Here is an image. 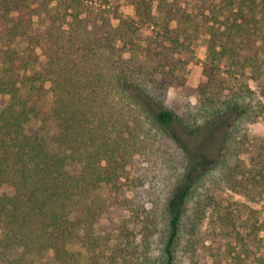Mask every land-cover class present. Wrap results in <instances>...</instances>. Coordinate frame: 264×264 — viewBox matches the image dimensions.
Returning <instances> with one entry per match:
<instances>
[{"label": "trees", "instance_id": "obj_1", "mask_svg": "<svg viewBox=\"0 0 264 264\" xmlns=\"http://www.w3.org/2000/svg\"><path fill=\"white\" fill-rule=\"evenodd\" d=\"M113 1L0 0V264H133L136 252L134 264H177L179 251L188 264H264V212L242 218L218 191L219 165L247 152L249 198L264 199V139L240 133L264 118V29L240 6L209 23L214 0H126L131 14ZM202 34L205 80L178 114L165 105L183 79L176 55ZM236 73L257 90L232 89ZM135 156L145 202L122 196Z\"/></svg>", "mask_w": 264, "mask_h": 264}, {"label": "rangeland", "instance_id": "obj_2", "mask_svg": "<svg viewBox=\"0 0 264 264\" xmlns=\"http://www.w3.org/2000/svg\"><path fill=\"white\" fill-rule=\"evenodd\" d=\"M91 1V0H89ZM98 4V0H93ZM184 4L187 7V10H196V3L195 0H183ZM217 1V5L214 9L215 15L212 16V13L209 11V9L205 10L206 19L209 23L213 21L212 19L214 17H217V21L214 22L215 25H219L220 27H223L222 25L225 23L224 19V13H227V9H232L233 11H236L238 7L240 6L244 13L247 14V12L250 14V16H254L257 18V25L263 30L264 29V0H254V11L251 12L249 10V6L246 4V0H214ZM201 1H197V3H200ZM113 4H116L118 6V11L122 14H131V7L127 5L126 0H114L112 2ZM103 5V3H102ZM101 5V7H102ZM111 5V4H110ZM109 5V6H110ZM198 5V4H197ZM208 4L205 5V7ZM106 6V5H105ZM227 7V8H226ZM224 22V23H223ZM151 33L154 37L155 33L149 32V30H144L142 32V36H147V34ZM201 33V32H200ZM206 36L200 35L198 38L192 40L188 44V51L186 53H178L176 56L181 58V62L179 64L178 74L182 75L183 79L179 84L169 86L165 92V105L171 109H173L178 114H181L186 110V108L194 105L197 103L198 96H199V85L205 80V76L203 74V62L205 60V54H206ZM20 47H22V43L19 44ZM45 59L43 57H40L38 63H37V69L43 65ZM219 78H225L229 77V74L227 71L221 66L220 73H217ZM247 75H241L240 73L233 74L231 76V83L229 86L233 89L235 82H247L251 83L250 85L254 88V90H257L255 86L252 85V79L246 78ZM250 77V75H249ZM249 98H247L246 101H248ZM249 102H252V105H257L258 102L256 99H253ZM264 103V102H263ZM259 106L258 111H260L262 117H264V110H262ZM48 133L53 134L55 133V126L53 123H49L48 126ZM240 133H243L245 135L246 141H255L259 142L262 139H264V118H260L258 120H255L254 122L250 123L248 122L247 118L244 122L240 125ZM226 166L223 164L219 165V193L223 197L224 203L226 202H235L237 203V207L239 208L238 214H242V218L246 216L247 211H262L264 212V199L261 197L254 196V200H250L249 195H252V191L248 190L250 189L251 185L248 184L247 179L249 176V162H248V153L247 152H240L238 154H231L227 157V162H225ZM146 165V162L144 159L140 156H135L130 168H129V177L127 179H123V188H122V196L127 198H134L135 200H138L140 202H145V199L147 198L146 195L148 194V191H150V187L148 184V181L144 183L143 186L140 185L139 177L143 174L144 167ZM223 168V169H221ZM224 170V171H223ZM223 171V175H222ZM249 191V192H248ZM246 192L248 194H246ZM190 209L193 208V200L189 203ZM248 206V207H246ZM129 217V211L125 208H121L117 211L115 219L121 220V219H127ZM106 223L110 224L109 220H106ZM206 225H202V230H205ZM204 233L202 232V235ZM122 237V236H121ZM152 242V253L155 252L156 249V236H154ZM125 243V240H123ZM209 240H205L204 244H202L200 247V250L198 249L199 257L204 253V247L205 245L210 244ZM212 245L215 247H219L220 245L217 242H212ZM139 254L137 252L135 254H132L129 256V260L131 263L137 262V257ZM50 258V255L49 257ZM189 259L186 255L182 254L181 251L178 252V259L177 264H188ZM225 262L222 261V264Z\"/></svg>", "mask_w": 264, "mask_h": 264}]
</instances>
